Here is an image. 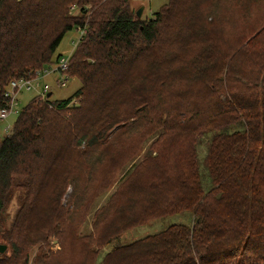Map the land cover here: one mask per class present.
Returning <instances> with one entry per match:
<instances>
[{
  "label": "trees",
  "instance_id": "16d2710c",
  "mask_svg": "<svg viewBox=\"0 0 264 264\" xmlns=\"http://www.w3.org/2000/svg\"><path fill=\"white\" fill-rule=\"evenodd\" d=\"M130 1L0 0V108L85 30L60 71L80 86L35 95L0 138V264H95L123 230L185 213L101 264H264V0H168L144 18Z\"/></svg>",
  "mask_w": 264,
  "mask_h": 264
},
{
  "label": "rangeland",
  "instance_id": "374dc122",
  "mask_svg": "<svg viewBox=\"0 0 264 264\" xmlns=\"http://www.w3.org/2000/svg\"><path fill=\"white\" fill-rule=\"evenodd\" d=\"M168 0H131L130 6L135 12L138 8H142L141 11V18L149 17L152 15L153 12L158 10L160 7H162ZM251 6L254 8V13L256 14V2L251 3ZM80 37V31L76 28H73L66 32L64 37L62 38V41L60 42L59 46L57 47L54 57L59 55L67 57L73 50L75 44L77 43L78 39ZM56 67V63H53L49 66V68H45L46 71H43V74L39 75L38 80L40 81V84H48L49 90L48 92H51L50 100H57L62 98H67L70 95H72L75 90L80 86V82L78 78L75 77H69L66 79L63 85L59 84L58 79L61 78V72L58 70H54ZM35 95H39L37 90L31 89L29 91L21 90L17 94L18 104L15 106V110L17 111L14 114H11L7 117L6 121L1 120L0 121V138H2L5 133L3 131V128L6 124L13 125L16 117L18 116L21 108L27 104ZM207 144V140L203 141L198 145L199 152L201 149H204V147ZM148 143L146 141L142 142L139 147V152L136 155V158H141L144 152L148 148ZM120 173H116L113 181L109 184L107 189L105 191H102L99 193V195L95 198V200L92 202L90 209L87 211V214L85 215L80 227L79 231L81 233H88L92 229V221L95 218L94 211L103 205L105 200L109 197V195L113 192L115 189V180L119 178ZM119 174V175H118ZM109 176V174H108ZM118 176V177H117ZM83 179V178H82ZM17 202L15 199H12L10 203L7 205L6 208V216L12 217L14 212L16 211ZM75 216V215H74ZM191 219V215L188 213L185 214H174V215H166L162 217L152 218L141 225H135L132 227H129L125 230H123L117 238L112 241V243L108 244L107 246L103 247L101 250V253H99L98 259L95 261V264H101V260L103 255L111 249V247L115 244H125L128 242H131L133 240L142 238L149 234L157 233L172 223L180 222V221H187ZM8 222V220L6 221ZM8 224V223H6ZM4 242V241H0ZM48 247L55 251L60 249L61 243L60 240L58 241L55 237L50 238L48 241ZM7 247L5 249V252L9 253L10 246L9 244H6ZM4 252V253H5ZM29 253V259L30 261L33 258V255L36 253L35 247H31L28 250Z\"/></svg>",
  "mask_w": 264,
  "mask_h": 264
},
{
  "label": "built area",
  "instance_id": "2783aa9c",
  "mask_svg": "<svg viewBox=\"0 0 264 264\" xmlns=\"http://www.w3.org/2000/svg\"><path fill=\"white\" fill-rule=\"evenodd\" d=\"M85 30H80V37L84 34ZM79 37V38H80ZM79 40V39H78ZM67 66V58L64 56H61L58 61L57 68L60 71H64ZM43 71H46V69H41L35 72L34 76L31 78H16L9 81L4 95L8 97V102L6 107L0 108V121L6 120L7 117L11 114L16 113L17 111L14 109L15 106L18 104L17 94L21 90L29 91L31 89L37 90L38 94L44 96L46 92L49 90L48 84H40V81L38 80L39 75L43 74ZM66 80L65 76H61L60 79H58L59 84L63 85ZM12 128V125L6 124L3 128V131L5 134L9 133Z\"/></svg>",
  "mask_w": 264,
  "mask_h": 264
},
{
  "label": "water",
  "instance_id": "95a60500",
  "mask_svg": "<svg viewBox=\"0 0 264 264\" xmlns=\"http://www.w3.org/2000/svg\"><path fill=\"white\" fill-rule=\"evenodd\" d=\"M141 11H142V8H138V9L136 10L135 13H136L137 17H140V16H141ZM49 95H50V92H47V93H46V96H49ZM5 249H6V245L3 244V243H0V253L4 252Z\"/></svg>",
  "mask_w": 264,
  "mask_h": 264
},
{
  "label": "crops",
  "instance_id": "0c3cea01",
  "mask_svg": "<svg viewBox=\"0 0 264 264\" xmlns=\"http://www.w3.org/2000/svg\"><path fill=\"white\" fill-rule=\"evenodd\" d=\"M4 121H6V120H4Z\"/></svg>",
  "mask_w": 264,
  "mask_h": 264
}]
</instances>
